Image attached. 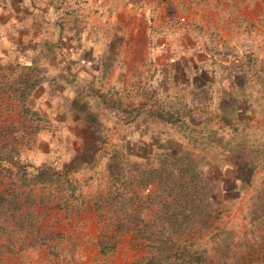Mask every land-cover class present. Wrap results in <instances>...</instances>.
Returning <instances> with one entry per match:
<instances>
[{
  "label": "rangeland",
  "instance_id": "rangeland-1",
  "mask_svg": "<svg viewBox=\"0 0 264 264\" xmlns=\"http://www.w3.org/2000/svg\"><path fill=\"white\" fill-rule=\"evenodd\" d=\"M10 70L33 87L26 114L0 93V153L17 164L0 160V264L141 258L131 234L97 246L113 150L198 157L216 209L179 241L264 264V0H0V81ZM40 164L71 185L32 184Z\"/></svg>",
  "mask_w": 264,
  "mask_h": 264
},
{
  "label": "trees",
  "instance_id": "trees-1",
  "mask_svg": "<svg viewBox=\"0 0 264 264\" xmlns=\"http://www.w3.org/2000/svg\"><path fill=\"white\" fill-rule=\"evenodd\" d=\"M12 73L14 70L1 77L0 93L16 101L20 112L26 114L33 85ZM80 153L92 151L86 147ZM127 157V153L117 150L108 156V188L114 193L94 202L104 223L97 242L100 251H111L120 234H131L142 241L144 254L130 264H226L217 256L207 260L204 251L188 255L185 243L178 239L186 230L206 227V219L216 209L211 200L214 186L197 168L195 160L199 158L185 151H161L153 163L130 161ZM0 160L13 161L1 153ZM30 181L40 186L55 183L58 190L62 182L71 185L65 172L45 164L35 167ZM221 248L215 245L214 252L220 253Z\"/></svg>",
  "mask_w": 264,
  "mask_h": 264
}]
</instances>
